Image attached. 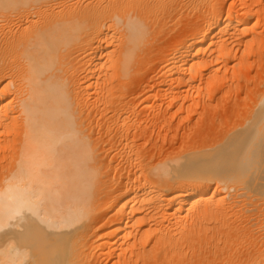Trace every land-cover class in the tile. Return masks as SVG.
Returning a JSON list of instances; mask_svg holds the SVG:
<instances>
[{"label":"bare ground","instance_id":"bare-ground-1","mask_svg":"<svg viewBox=\"0 0 264 264\" xmlns=\"http://www.w3.org/2000/svg\"><path fill=\"white\" fill-rule=\"evenodd\" d=\"M0 264H264V0H0Z\"/></svg>","mask_w":264,"mask_h":264},{"label":"rangeland","instance_id":"rangeland-1","mask_svg":"<svg viewBox=\"0 0 264 264\" xmlns=\"http://www.w3.org/2000/svg\"><path fill=\"white\" fill-rule=\"evenodd\" d=\"M242 95V94H241ZM215 97L220 101H224L223 91L217 93ZM243 95L241 96V98ZM210 116L199 117L193 116L189 122L183 117H173L168 120V130L161 132L160 135L152 136L151 127L146 132V137L141 138L138 142H148L147 151L150 155H154L155 161L158 158L170 159L173 156L180 155L186 151L185 147L200 143L203 140L207 144L217 141L225 130L222 128V123L225 121L224 116H217L212 120ZM212 129V130H210Z\"/></svg>","mask_w":264,"mask_h":264}]
</instances>
